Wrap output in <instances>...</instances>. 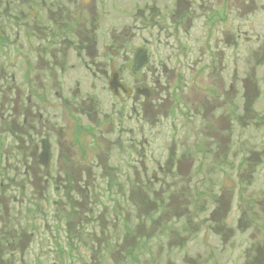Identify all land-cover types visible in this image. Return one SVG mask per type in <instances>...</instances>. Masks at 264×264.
Instances as JSON below:
<instances>
[{
  "label": "flooded vegetation",
  "instance_id": "flooded-vegetation-1",
  "mask_svg": "<svg viewBox=\"0 0 264 264\" xmlns=\"http://www.w3.org/2000/svg\"><path fill=\"white\" fill-rule=\"evenodd\" d=\"M35 4L29 13L35 21L30 34L35 63L24 13L7 1L5 17L0 18V56L5 63L0 71V201L17 209L24 205L15 214L32 216L39 226L47 203L61 208L75 200L72 186L83 190L87 206L92 200L99 202L95 205L101 211L103 202H119L101 190L94 197L89 186L110 190L116 186L126 197V187L159 183L163 167L156 171L157 147L164 151L169 144L172 152L180 151L186 131L194 139L192 152L203 153L199 130L210 114L215 119V83L204 85L207 71L200 66L205 54L211 56L214 75L215 2L35 0ZM202 23L211 37L204 45ZM28 66L38 70L36 77ZM203 97L211 98L212 112L203 105ZM78 152L85 154L76 158ZM75 162H86L88 171L81 166L78 173L65 172ZM33 164L37 172L30 178ZM180 171L187 174L186 166ZM86 212L91 214L92 209ZM151 212L154 208L143 211ZM5 217L0 223L9 226L8 208ZM31 227L28 238L26 233L13 238L5 232L2 250L32 245L37 228ZM36 244L42 248L41 239Z\"/></svg>",
  "mask_w": 264,
  "mask_h": 264
},
{
  "label": "rangeland",
  "instance_id": "rangeland-1",
  "mask_svg": "<svg viewBox=\"0 0 264 264\" xmlns=\"http://www.w3.org/2000/svg\"><path fill=\"white\" fill-rule=\"evenodd\" d=\"M7 1L27 18L26 39L35 63V40L30 35L35 21L29 19L35 0H0V18L5 17ZM204 2H215L214 75L211 56L205 54L200 66L207 71L204 85L215 83V119L210 114L199 130L203 153L192 152L194 139L186 131L180 151L172 152L169 144L161 146L164 151L157 147L155 168L163 170L154 186L126 187V197L116 186L112 190L89 186L96 198L107 192V198L118 200L103 202L102 212L96 207L100 203L92 199L87 206L83 190L76 185L71 187L75 200L66 207L47 203L39 226L32 216L15 214L24 205L17 209L9 201H0V221L6 220L5 210H11V224L0 223V264H264V0ZM202 26L204 45L211 37ZM1 67L5 63L0 56V71ZM28 71L37 76L38 70L28 66ZM208 100L203 97L202 103L212 112ZM85 153L78 152L76 158ZM17 162L21 165L22 157ZM28 163L33 162L28 159ZM86 164L75 162L65 172L78 173L81 166L88 171ZM184 166L187 174L180 171ZM31 168L33 178L37 170L34 164ZM224 178L233 180L234 187L223 189ZM153 208L149 215L143 213ZM31 226L37 228L32 245L2 250L5 232L13 238L26 233L28 238ZM39 239L42 248L37 247Z\"/></svg>",
  "mask_w": 264,
  "mask_h": 264
},
{
  "label": "water",
  "instance_id": "water-1",
  "mask_svg": "<svg viewBox=\"0 0 264 264\" xmlns=\"http://www.w3.org/2000/svg\"><path fill=\"white\" fill-rule=\"evenodd\" d=\"M234 185H235V182L233 180H228L227 178H224L223 189H231L234 187Z\"/></svg>",
  "mask_w": 264,
  "mask_h": 264
}]
</instances>
